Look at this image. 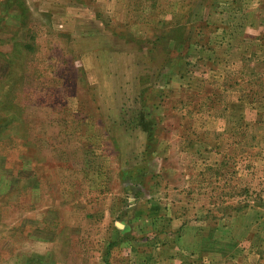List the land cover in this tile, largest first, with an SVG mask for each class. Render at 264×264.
I'll list each match as a JSON object with an SVG mask.
<instances>
[{"label": "rangeland", "instance_id": "374dc122", "mask_svg": "<svg viewBox=\"0 0 264 264\" xmlns=\"http://www.w3.org/2000/svg\"><path fill=\"white\" fill-rule=\"evenodd\" d=\"M187 233L183 264H264V0H0V264H169Z\"/></svg>", "mask_w": 264, "mask_h": 264}, {"label": "trees", "instance_id": "16d2710c", "mask_svg": "<svg viewBox=\"0 0 264 264\" xmlns=\"http://www.w3.org/2000/svg\"><path fill=\"white\" fill-rule=\"evenodd\" d=\"M7 2V1H6ZM8 4V2H7ZM21 5L18 7L20 8ZM24 8V7H23ZM137 117V123L133 122L132 120L130 122L127 121L125 123L124 129L127 131V125L129 128H139L143 135H144V147L142 149V152L138 155V158L141 160V163H143L141 166L134 165L130 166L131 170L128 171V167H122V178H124V189L127 190L126 192L130 191L134 185L138 188L137 191H140L142 186H144V179L149 175V172L147 173V164L148 161L151 160L152 156L154 155L158 141H157V123L153 117V114L151 112H147L146 110H141L140 114H136ZM137 182V183H135ZM134 190V189H133ZM137 195V192H135V196ZM137 197V196H136ZM117 242H115L116 244Z\"/></svg>", "mask_w": 264, "mask_h": 264}, {"label": "crops", "instance_id": "0c3cea01", "mask_svg": "<svg viewBox=\"0 0 264 264\" xmlns=\"http://www.w3.org/2000/svg\"><path fill=\"white\" fill-rule=\"evenodd\" d=\"M259 27V26H258ZM257 28V27H256ZM256 32H259V30H257ZM255 36L258 35V34H254ZM258 36H256L255 38L257 39ZM153 192L149 195H152ZM148 199V198H147ZM191 237V234L187 233V234H183V235H180V236H176V239L175 238H172V239H175V243H172L173 246L169 245V248H171V251H175L177 254H173L171 256H169V258L167 260H169V264H183V259L182 257L183 256V252H188L189 254H192L193 253V250L191 248H189V242L188 239H190ZM204 240V236L196 233V236L194 238V243L197 250L199 253L203 254L204 252H209V251H212L211 248H206V249H202V248H198V245H197V242ZM178 241V242H177ZM215 240L214 239H211L208 244H211V245H214L215 243ZM193 244H192V247H193Z\"/></svg>", "mask_w": 264, "mask_h": 264}]
</instances>
